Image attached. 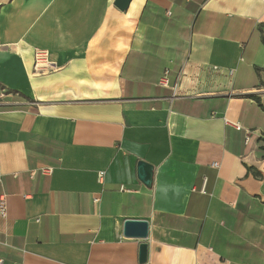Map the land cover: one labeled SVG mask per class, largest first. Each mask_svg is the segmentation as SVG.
Here are the masks:
<instances>
[{
	"label": "crops",
	"instance_id": "0c3cea01",
	"mask_svg": "<svg viewBox=\"0 0 264 264\" xmlns=\"http://www.w3.org/2000/svg\"><path fill=\"white\" fill-rule=\"evenodd\" d=\"M0 175V264H264V0H0Z\"/></svg>",
	"mask_w": 264,
	"mask_h": 264
},
{
	"label": "water",
	"instance_id": "95a60500",
	"mask_svg": "<svg viewBox=\"0 0 264 264\" xmlns=\"http://www.w3.org/2000/svg\"><path fill=\"white\" fill-rule=\"evenodd\" d=\"M131 0H114V6L119 10L125 11ZM153 169L154 167L143 161L137 162V177L147 187H150L153 181ZM149 223L147 220L142 219H125L123 222V236L137 238L144 240L148 236ZM147 259V244L141 242L139 244L138 262L144 264Z\"/></svg>",
	"mask_w": 264,
	"mask_h": 264
},
{
	"label": "built area",
	"instance_id": "2783aa9c",
	"mask_svg": "<svg viewBox=\"0 0 264 264\" xmlns=\"http://www.w3.org/2000/svg\"><path fill=\"white\" fill-rule=\"evenodd\" d=\"M34 55V64H33V71L34 72H42L45 69L52 67L53 64H51L48 61V53L47 51L43 50V49H34L33 52ZM167 69L165 70L163 76L159 79V84L162 86H166L168 83V79L166 77L167 74ZM235 126L236 129H240L241 126L238 123H234L233 124ZM218 163L214 162L212 163V166H217ZM42 173L44 174H51L52 172V167L50 166H45V167H41L39 169ZM0 183H1V175H0ZM99 197H95L94 201H98ZM0 216L1 217H5L6 216V202H5V194L1 193L0 194Z\"/></svg>",
	"mask_w": 264,
	"mask_h": 264
}]
</instances>
